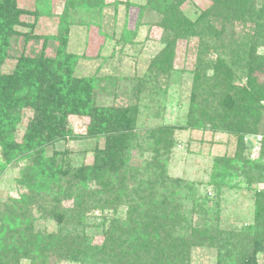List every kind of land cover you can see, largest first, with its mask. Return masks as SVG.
<instances>
[{"label": "rangeland", "instance_id": "rangeland-1", "mask_svg": "<svg viewBox=\"0 0 264 264\" xmlns=\"http://www.w3.org/2000/svg\"><path fill=\"white\" fill-rule=\"evenodd\" d=\"M103 1L101 7H79L70 6L68 0H13L16 12L0 1V74L8 78L0 79V212L30 194L22 181L35 174L40 191L29 209L37 241L63 228L82 248V255L64 258L60 254L56 264H113L99 257L106 249L95 247L106 243L107 228L141 229L126 222L137 194L152 197L145 206L150 209L152 236L160 242L167 229L160 201L175 199L179 223L189 225L183 235L189 237L192 229L203 233L199 243L191 245L185 264H217L223 256L221 242L210 241L208 234H230L232 240L254 223L255 193L264 191V153L260 157L258 140L264 136V123L257 135L244 138V155L259 169L250 173L243 169L217 189L211 179L213 164L217 158L234 156L235 138L207 128L189 129L186 115L194 76L212 75L221 47V53L226 51L222 59L241 69L243 63L232 55L251 49L254 25L264 22V15L256 18L261 7L249 4L253 13L248 11L244 17L242 6H231L235 12H229L232 18L225 24L203 25L209 37L205 41L195 36L178 39L167 75L156 71L155 64L165 41L173 38L161 26L163 15L171 14L168 3L177 4L178 11L195 23L211 11L213 1L163 0L155 6L167 7L163 13L151 7L152 0ZM201 43L214 48L200 52ZM254 57L264 64V47H258ZM37 69L42 73L29 81V71ZM240 71L234 85L247 82ZM21 74L24 81L17 83ZM131 108H135L138 137L130 141L129 156L117 161L118 149L108 135L112 123ZM169 126L173 127L169 153L159 165L147 167L153 161L147 137ZM27 164L34 170L27 171ZM251 173L254 176L249 177ZM116 175L121 176L119 193ZM149 181L156 183V192L150 190ZM107 184L112 185L105 189ZM47 240L39 244L42 249L49 248ZM148 251L139 253L141 259ZM147 263H157L153 253ZM18 264L36 263L20 259ZM254 264H264V256Z\"/></svg>", "mask_w": 264, "mask_h": 264}, {"label": "trees", "instance_id": "trees-1", "mask_svg": "<svg viewBox=\"0 0 264 264\" xmlns=\"http://www.w3.org/2000/svg\"><path fill=\"white\" fill-rule=\"evenodd\" d=\"M0 1L7 2L8 7H11L15 11L13 0ZM162 1L152 0L150 2L151 7H154L160 13H163V10L165 12L168 9L167 7H160V5L155 7L157 3H161ZM212 1L213 7L211 11L205 13L202 19L195 23L188 21L178 11V8L175 7L177 4L168 3V5H172L170 9L171 14L166 17L163 15L161 26L163 31L173 33V38L165 41V48L157 57L155 68L158 70L156 71L161 70L168 75L177 40H189L192 36H195L205 41L209 37H205L208 34L205 33L206 28H203V25H206L207 28H213L211 24H225L228 19L232 18L229 12H235L231 6H242L243 11L241 12V16H244L246 12H252L249 4L259 3L261 9L256 14V18L262 19L264 15V0H227V4H223L220 0ZM68 2L70 6L80 4L79 7H101L104 4L103 0H68ZM11 17L8 19H11ZM168 20L169 23L167 24ZM259 21L261 22V20ZM199 28L200 31L198 30ZM254 28L256 37L255 39L250 38L249 47L251 49H248V51L247 49H242L240 52L236 51L234 56L232 55L237 61L243 63L240 70L245 73L247 78V82L244 85H234L232 83L234 77L238 73H241V71H238L232 65H228L222 59L220 55H226V51L224 50L225 52L221 53L224 48L221 47L219 49L221 50L219 51V57H217L215 64L212 66V75H195L191 87L190 107L186 115V127L193 130H206L207 128V130L226 133L235 138L234 156L228 159L217 158L213 164L211 179L217 189L238 176L239 172L243 169V172L246 171V173L259 169L255 163L256 161L252 162L247 154L246 156L244 155L246 153L244 138L248 135H257L260 132L259 127L264 123V80H257L259 75L264 76V64L254 57L256 49L264 47V22L255 23ZM202 43L204 44V42ZM202 43L198 45L199 51L208 52L210 46L207 44L203 45ZM213 48L214 46L211 45L210 50ZM67 57L71 59V56L67 55ZM23 62L26 63V60ZM233 64L236 67L235 63ZM38 67L41 68V64ZM18 71L21 72L20 69ZM41 73L42 70L40 69L29 71L28 80H33ZM1 75L0 79H8L7 76ZM19 81H24L23 74L17 76V83ZM52 83L59 86L56 79L52 78ZM120 115L121 118L112 123L111 126L113 128L110 129L111 135H108L109 139L114 140L113 144L118 149L115 154L117 161H123V158L129 156L130 141L138 137L134 131L135 108H131ZM172 129L173 127L170 126L168 128L162 127L155 132H151L147 137L149 140L147 145H151L152 148L151 159L153 160L151 164L147 163V167H151L152 164L155 166L159 165L169 153L172 146ZM92 130L93 128L90 127L89 132L92 133ZM36 131H34V136L38 135ZM259 142H261L260 148L262 151H260V157H262L264 153V136H260ZM37 144L35 146L39 147L40 144ZM27 150L29 149L25 151ZM19 158L18 160L24 159V157ZM33 167L32 164H27L25 169L32 171V169L34 170ZM89 169L94 173L95 169ZM251 175L253 174L251 173L249 177ZM120 177L116 175L115 179L118 182L114 181L117 193L122 190ZM260 178L261 176L258 179ZM22 184L26 186L30 194L24 197L20 196V199L17 200V205L4 208L0 212V264H18L20 259H29L32 263L36 264H56L57 260L61 258L60 254L64 258H70L74 254L82 255V248L66 234L63 228L55 235L45 236L43 241L46 238L48 239L46 243L49 248L42 249V245L39 244H42L43 241H37L33 227L35 220L29 209L30 205L35 203L36 196H38V192L40 191L39 180L35 177V174L29 173V177H24ZM147 184L150 185L151 191L156 192V183L149 181ZM111 185H105V189ZM163 190L165 193H168L165 188ZM54 200L59 204V200ZM119 200L120 197L115 200L113 199V202L116 203ZM149 200L147 195L139 196L138 193L136 201L130 204L132 213L128 214L126 222L130 221L129 224L131 226L140 225L141 229L124 226L127 228V232H122L124 230L117 231L119 230L117 228H107L105 233L106 243L95 247V250L106 249L108 251L105 254L100 253L99 257L101 259H109L113 264H148L147 261L150 259V254L153 253V257L157 263L150 264H185L188 261V251L191 245L199 243L198 238L203 235V233H200L202 231L192 229L189 237L183 235L189 230V225L186 224L185 227H182V224L179 223V218L176 217V212L173 208L176 200L174 199V202V200L168 201L162 199L159 207L163 219L166 221L167 229L165 232L163 231L165 238L161 242L155 240L152 236L154 229L149 224L151 221L148 217L150 209L146 207L150 204L148 203L150 202ZM76 206L78 207L79 204H76ZM254 206V223L245 229L242 234L237 235L232 240H229L232 236L230 234L227 237V234L221 237L217 233L208 234L207 239L210 241L221 242L218 247L219 251L223 250V256L219 258L217 264H254L258 256H264V191H257L255 193ZM126 222L112 221V223L119 225H123ZM175 234L179 235L176 236ZM90 250L93 253L92 256H95L93 248ZM90 250H88L89 253L91 252ZM141 251H148L142 259L139 254Z\"/></svg>", "mask_w": 264, "mask_h": 264}, {"label": "built area", "instance_id": "built-area-1", "mask_svg": "<svg viewBox=\"0 0 264 264\" xmlns=\"http://www.w3.org/2000/svg\"><path fill=\"white\" fill-rule=\"evenodd\" d=\"M258 140H260V137L258 138Z\"/></svg>", "mask_w": 264, "mask_h": 264}]
</instances>
